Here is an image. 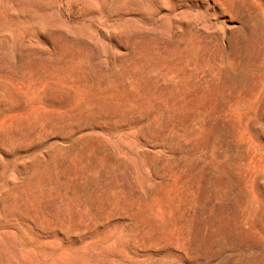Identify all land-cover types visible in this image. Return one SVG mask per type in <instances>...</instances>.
Returning a JSON list of instances; mask_svg holds the SVG:
<instances>
[{
    "label": "rangeland",
    "instance_id": "374dc122",
    "mask_svg": "<svg viewBox=\"0 0 264 264\" xmlns=\"http://www.w3.org/2000/svg\"><path fill=\"white\" fill-rule=\"evenodd\" d=\"M0 264H264V0H0Z\"/></svg>",
    "mask_w": 264,
    "mask_h": 264
}]
</instances>
